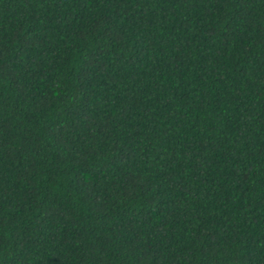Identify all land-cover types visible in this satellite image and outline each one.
<instances>
[{
	"label": "trees",
	"instance_id": "16d2710c",
	"mask_svg": "<svg viewBox=\"0 0 264 264\" xmlns=\"http://www.w3.org/2000/svg\"><path fill=\"white\" fill-rule=\"evenodd\" d=\"M0 264H264V0H0Z\"/></svg>",
	"mask_w": 264,
	"mask_h": 264
}]
</instances>
